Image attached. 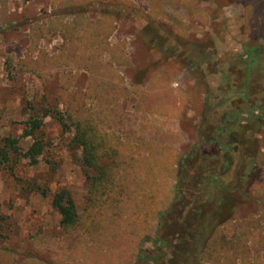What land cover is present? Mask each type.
<instances>
[{"label": "rangeland", "instance_id": "1", "mask_svg": "<svg viewBox=\"0 0 264 264\" xmlns=\"http://www.w3.org/2000/svg\"><path fill=\"white\" fill-rule=\"evenodd\" d=\"M99 34L92 75L74 61L85 51L79 38ZM65 37L78 43L66 45ZM63 48L74 54L70 65L59 63ZM255 48L262 49L258 75L264 80V0H0V145L10 137L20 149L0 165V248L18 264L26 258L41 264H264V147L257 143L264 134V84L245 102L234 83L238 60ZM62 84L91 95L86 104L120 151L171 168L166 177L159 171L136 180L134 196L147 192L158 207L174 199L177 184L160 221L140 208L137 223L122 217L94 237L65 234L53 195L67 190L82 218L91 186L80 150L70 143L72 130L43 116L50 108L64 111L57 99ZM105 84L117 91L115 98ZM231 111L241 114L242 136L251 144L242 146L238 160L230 154L221 174L216 147H199L198 140L202 130L205 141L212 139ZM31 116L42 119L35 139L44 148L35 165L25 156L33 139L22 136ZM222 190L224 197H239L235 211L234 200L218 198Z\"/></svg>", "mask_w": 264, "mask_h": 264}, {"label": "trees", "instance_id": "2", "mask_svg": "<svg viewBox=\"0 0 264 264\" xmlns=\"http://www.w3.org/2000/svg\"><path fill=\"white\" fill-rule=\"evenodd\" d=\"M103 27H110L107 22L103 23ZM66 39V37H65ZM79 38V44H84L81 48L82 56L78 61H74L77 65L84 68L92 75L94 73V64L98 65L99 49L102 42L99 36L90 38L89 41L83 42ZM68 40V41H67ZM75 43H78L77 39H74ZM74 40L66 39L65 44ZM86 40V39H85ZM97 41V42H96ZM105 41V39H104ZM66 44V45H67ZM64 46V45H63ZM106 48L104 42L103 45ZM67 55L65 61L63 55ZM262 49L255 48L251 51H244V56L239 59L240 69L234 73L235 86L238 88L239 94L245 102H250L254 97L255 91L261 85L264 84L263 75H260V67L258 61L262 56ZM71 55L67 54V51L63 48L59 54L60 64L70 65ZM101 68V67H100ZM98 69V68H97ZM260 70V71H259ZM65 70H63L64 78L66 79ZM239 80V81H238ZM263 82H260V81ZM107 88L111 87L109 84H105ZM230 85V84H229ZM256 89V90H255ZM113 92V98L117 96V91L111 87ZM91 97L90 94L81 93L79 91H70L64 88L62 84L61 90L58 92V101L64 103V111L60 112L57 109L50 108L44 111V117H50L55 120L62 129L72 130L73 135L71 138V145L77 147L80 150V162L82 167L86 170V178L90 181V199L88 200L87 207L84 211V215L80 218L76 211L75 203L71 194L67 190H61L55 193L51 200V207L60 217V226L64 230L66 235L72 233L82 234L84 236H93L97 234V231L103 228H112L115 221L122 217L125 220L132 218L134 223L141 218L139 210L143 208V213L156 212L155 223L161 217L168 212L171 203L177 196V184L174 185L173 196L169 203H164L162 207H158L159 202L154 199L153 196L142 192L138 197L135 195V187L139 178L142 177H155L159 171H161L166 177L169 174L167 166L147 165L144 161L147 158L132 157L129 150L126 153L121 149L120 143L115 136L110 133L102 131L93 113L86 104V101ZM206 107V106H205ZM214 110L215 107H211ZM252 114V112L250 113ZM221 127L214 129V136L208 142L205 141V136L199 135L198 146L216 147L219 156H221V163H219V171L221 174L225 173L228 169L230 162V154H234L236 160L239 159V153L242 148L246 149V146L251 144L249 140H245L242 136L243 125L241 124V114L237 111H231ZM252 116V115H251ZM27 128L23 133V137H30L33 139L32 144L25 152L26 159L30 165L38 163L39 157L43 153L44 145L40 140L35 139L36 133L42 126V119L36 117H30L27 123ZM222 142L220 143V141ZM257 143H262L264 147V134ZM20 149L18 147V140L10 137L4 138L0 145V165L9 164L12 159L19 155ZM123 152V154H122ZM105 160L110 161V164H106ZM185 160V155H181L177 161V167L182 166ZM238 166V165H237ZM173 170V169H172ZM175 181H178V173L180 170L176 169ZM179 171V172H178ZM149 173V174H147ZM133 186V187H132ZM222 197H218L222 200L225 198L234 200V204L231 203V211H235L236 205L240 202L239 197L227 196L224 197L223 190ZM152 193V192H150ZM136 197V198H135ZM162 199H165L163 197ZM154 209V210H153ZM128 213V214H126ZM148 216V215H146ZM147 221V220H146ZM147 224V222L145 223ZM160 225L159 223L156 225ZM110 226V227H109ZM146 234L145 236H147ZM208 251H203L201 256H204ZM0 264H18L16 263V257L14 254L5 247L0 248ZM20 264H41L37 260L32 258L24 259Z\"/></svg>", "mask_w": 264, "mask_h": 264}]
</instances>
